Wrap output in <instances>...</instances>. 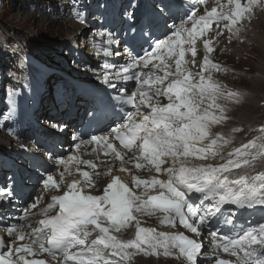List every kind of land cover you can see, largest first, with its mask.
Segmentation results:
<instances>
[{"label":"snow or ice","instance_id":"obj_1","mask_svg":"<svg viewBox=\"0 0 264 264\" xmlns=\"http://www.w3.org/2000/svg\"><path fill=\"white\" fill-rule=\"evenodd\" d=\"M179 4L160 0L137 17L133 3L123 13L126 30L99 34L106 59L96 78L105 87L102 94L88 93V139L74 137V147L91 145L93 154L109 159L74 154L53 160L63 171L59 180L47 173L41 179L42 188L55 193L46 207L32 211L41 199L34 196L20 216L0 221L7 237L0 236V264H133L140 255L182 264H264V222L240 220L244 213H264V171L251 174L264 164V125L226 151L231 140L213 128L228 119L224 102L239 93L214 79V72L227 69L212 59L215 38L223 30L239 38L264 0H191L182 22L169 25ZM72 11L86 22L75 5ZM162 19L167 31L156 35ZM113 58L124 62L109 63ZM0 197L3 204L18 202L12 187L0 189ZM157 214L160 224L184 231L142 226L140 216ZM37 216L43 218L32 219ZM132 228L134 237L122 238Z\"/></svg>","mask_w":264,"mask_h":264},{"label":"rangeland","instance_id":"obj_2","mask_svg":"<svg viewBox=\"0 0 264 264\" xmlns=\"http://www.w3.org/2000/svg\"><path fill=\"white\" fill-rule=\"evenodd\" d=\"M50 1V5L54 6L57 5V1L59 0ZM25 2H27V0H0V31L4 26L2 29L3 33L5 32L10 38H12L9 36L11 34L18 35V38L21 36L20 39L25 40V43H27L28 47L31 49H34L36 45H42L40 48H44V46L48 45L47 41L66 35V31L57 29V26H55L56 23H50V20H53L54 17H50L47 14L48 4L46 0H39L37 2L35 0H28V2L35 6V10H32V8H34L33 6L32 8L24 6ZM43 14H47L48 16ZM57 20L61 24L68 22L65 19L63 22L60 21V19ZM10 28H15L16 31L13 30V32H11ZM0 36L5 37L3 34H0ZM15 39H17V37H15ZM3 40L9 41L8 39ZM24 45L25 44H22L23 47ZM54 52H58V50ZM244 54L247 55V53ZM245 63V68L253 66L255 64V57H248Z\"/></svg>","mask_w":264,"mask_h":264},{"label":"bare ground","instance_id":"obj_3","mask_svg":"<svg viewBox=\"0 0 264 264\" xmlns=\"http://www.w3.org/2000/svg\"><path fill=\"white\" fill-rule=\"evenodd\" d=\"M36 2L39 0H35ZM41 1V0H40ZM28 2V0H27ZM57 6V5H54ZM68 22L59 23L57 18L50 20L51 24H55L58 30L66 31L65 40L75 39V36L83 33V28L80 25H76L69 19H65ZM11 27V25H10ZM16 31L15 28H10V31ZM249 41L253 43V48H250L248 44H243L240 47L233 48L235 55L243 56L244 53L249 54L250 57H255V64L251 66L249 72L241 71L240 74L247 78L244 81L248 88L251 90V95L247 98V103L238 111L237 120L243 125L249 122L258 123V119L261 116V108L259 103L261 102L264 95V16L260 22L253 25V29L247 34ZM2 39H7L6 37L0 36ZM64 40V41H65ZM62 41L61 43H63ZM74 41V40H71ZM56 51V50H55ZM59 55V52H54ZM252 65V64H251ZM8 137L0 131V142H8ZM151 260L139 259V263L145 264H165Z\"/></svg>","mask_w":264,"mask_h":264}]
</instances>
